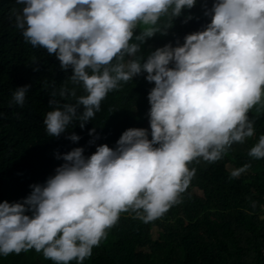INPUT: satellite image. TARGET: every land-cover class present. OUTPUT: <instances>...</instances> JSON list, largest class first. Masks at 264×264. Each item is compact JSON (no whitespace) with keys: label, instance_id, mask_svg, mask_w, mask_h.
<instances>
[{"label":"clouds","instance_id":"obj_1","mask_svg":"<svg viewBox=\"0 0 264 264\" xmlns=\"http://www.w3.org/2000/svg\"><path fill=\"white\" fill-rule=\"evenodd\" d=\"M16 27L26 41L54 54L83 94L43 118L49 136L74 121L81 128L100 110L107 93L142 73L148 92L149 127H128L114 146L97 144L56 153L63 162L21 200L0 201V255L29 249L55 264H77L91 255L121 212L148 222L160 217L187 188L195 158L212 162L233 142L254 134L248 109L264 91V0H213L206 25L186 33L183 43L137 56L141 44L170 25L158 26L192 8L197 0H16ZM189 14L185 19H190ZM138 22L144 27L135 32ZM129 59L125 60V57ZM29 85L16 87L23 105ZM58 95H75L61 87ZM89 134L95 133L90 128ZM150 137V138H149ZM78 141L80 136L69 133ZM264 158V134L249 150ZM233 169L231 176L246 170Z\"/></svg>","mask_w":264,"mask_h":264},{"label":"trees","instance_id":"obj_2","mask_svg":"<svg viewBox=\"0 0 264 264\" xmlns=\"http://www.w3.org/2000/svg\"><path fill=\"white\" fill-rule=\"evenodd\" d=\"M213 0H197L190 9L170 19L162 15L157 24L170 25L141 44L137 56L146 58L156 47L183 43L186 33L202 29L210 20L205 8ZM16 0H0V201L21 200L30 185L42 183L63 162L56 153L82 146L84 154L100 143L115 145L128 127H149L148 92L154 82L146 73L120 81L100 102V110L81 128L74 120L59 136H49L43 118L59 105L56 99L74 103L83 94L80 84L70 79L71 68L62 69L54 54L26 41L16 27ZM190 19H185L188 15ZM144 25L138 22L135 32ZM129 57H125V60ZM29 85L23 105L13 101L16 87ZM61 87L75 95L60 97ZM254 134L243 142H233L220 159L209 162L195 158V169L179 202L160 217L145 222L131 211L120 213L117 222L92 248L81 264H264V158H254L249 150L264 134V91L261 100L247 112ZM94 128L95 133L89 134ZM80 136L78 141L69 133ZM150 138V137H149ZM247 164L238 176L233 169ZM0 264H55L35 249L0 255ZM69 264H77L72 260Z\"/></svg>","mask_w":264,"mask_h":264}]
</instances>
